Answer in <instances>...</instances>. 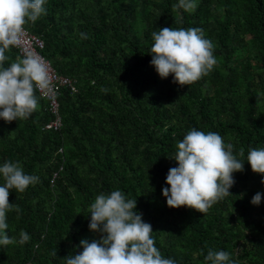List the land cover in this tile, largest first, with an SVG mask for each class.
<instances>
[{"label": "trees", "instance_id": "trees-1", "mask_svg": "<svg viewBox=\"0 0 264 264\" xmlns=\"http://www.w3.org/2000/svg\"><path fill=\"white\" fill-rule=\"evenodd\" d=\"M177 3L48 0L47 14L25 25L78 91L61 90L58 129L46 128L57 116L37 91L31 118L0 120V163L19 160L40 178L23 193L11 190L8 234L31 238L0 246V264H65L82 251L81 239H99L85 215L98 194L116 188L137 199L157 247L177 264H205L209 249L264 264V198L251 203L264 192V176L246 160L264 147V0H199L193 12ZM163 27L202 28L214 43L213 70L191 85L161 79L150 61L152 32ZM7 55L20 57L14 48ZM192 128L218 132L235 154L245 153L232 196L206 213L169 208L163 196L177 142Z\"/></svg>", "mask_w": 264, "mask_h": 264}, {"label": "clouds", "instance_id": "clouds-1", "mask_svg": "<svg viewBox=\"0 0 264 264\" xmlns=\"http://www.w3.org/2000/svg\"><path fill=\"white\" fill-rule=\"evenodd\" d=\"M47 3L48 0H0V120L8 123L31 118L38 107L37 89L51 87L49 65L44 55L25 50L22 56L18 52L20 57L14 62H9L7 55L11 48L18 51L15 47L22 44L27 30L25 25L47 14ZM198 4L199 0H178L175 6L193 12ZM80 36L89 38L86 32H81ZM152 38L150 64L161 79L171 75L174 83L191 85L212 71L218 62L214 43L202 28L163 27L152 32ZM70 80L74 89L63 88L75 94L77 81ZM238 155L243 157L244 150ZM238 155L234 153V145L226 143L220 133L192 128L177 142V150L171 158L177 166L169 169L167 186L163 188L167 206L206 213L219 200L232 196L230 189L236 183L234 174L242 172L245 166ZM246 160L254 173L264 176V147L250 149ZM0 177L4 181L0 183V246L24 244L31 238L27 231L21 230L18 241L7 231L8 213L16 207L9 202V195L12 189L23 193L40 178L26 173L19 160L0 163ZM262 198L264 192L258 191L251 203L259 206ZM137 203V199L130 198L119 188L98 194L85 216L90 217L89 229L99 234V239H81L77 248L82 251H74L62 261L65 264H177L157 247L152 225L143 219ZM204 261L205 264H240L232 253L215 249H209Z\"/></svg>", "mask_w": 264, "mask_h": 264}, {"label": "built area", "instance_id": "built-area-1", "mask_svg": "<svg viewBox=\"0 0 264 264\" xmlns=\"http://www.w3.org/2000/svg\"><path fill=\"white\" fill-rule=\"evenodd\" d=\"M19 54L22 56L25 50H33L40 54L42 57V51L45 48L44 41L32 34H30L27 30L25 31V35L22 38V44L20 47H15ZM45 58V57H44ZM46 59V58H45ZM49 65L50 70V78H51V87L47 90H40L37 89L38 93L42 98H45L49 101V109L50 112L56 115L55 121L50 123L47 127L48 128H55L58 129L61 125L59 112H60V102H59V94L63 87H70L74 89V83L65 77L59 75L55 69L52 67L51 63L46 59Z\"/></svg>", "mask_w": 264, "mask_h": 264}]
</instances>
